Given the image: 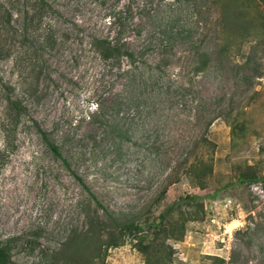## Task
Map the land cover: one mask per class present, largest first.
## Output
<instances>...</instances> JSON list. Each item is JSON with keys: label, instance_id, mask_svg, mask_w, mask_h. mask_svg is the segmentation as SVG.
I'll return each mask as SVG.
<instances>
[{"label": "rangeland", "instance_id": "obj_1", "mask_svg": "<svg viewBox=\"0 0 264 264\" xmlns=\"http://www.w3.org/2000/svg\"><path fill=\"white\" fill-rule=\"evenodd\" d=\"M253 176L264 0H0L10 264H264Z\"/></svg>", "mask_w": 264, "mask_h": 264}, {"label": "trees", "instance_id": "obj_2", "mask_svg": "<svg viewBox=\"0 0 264 264\" xmlns=\"http://www.w3.org/2000/svg\"><path fill=\"white\" fill-rule=\"evenodd\" d=\"M113 51L117 52L118 50L113 49ZM40 134L42 137V139L44 140V142L46 143L49 151L53 154V156L59 160H61L67 167H69V163L66 159L63 158L62 152L60 147L53 142L52 140H50V136L45 132L40 130ZM246 179H250V181H257L258 179L256 176H253L251 178H246ZM80 181H82L81 179H79ZM92 198L96 201V203L101 206V204L96 200V198L92 195ZM166 215V212H163L161 214V219H164ZM153 226V225H152ZM157 226V225H154ZM119 227V231L122 232L126 229L128 230H139L140 226L135 225L134 223H129L123 226H118ZM90 233V232H89ZM87 236H89L90 234L86 233ZM121 244V240H116L113 242L112 245H114L115 247ZM145 251V249H144ZM104 262V260H103ZM11 263V255H10V251L9 248L7 246H0V264H10ZM103 264V263H102Z\"/></svg>", "mask_w": 264, "mask_h": 264}, {"label": "built area", "instance_id": "obj_3", "mask_svg": "<svg viewBox=\"0 0 264 264\" xmlns=\"http://www.w3.org/2000/svg\"><path fill=\"white\" fill-rule=\"evenodd\" d=\"M249 185L253 197L264 202V181L258 180V182H250ZM225 233L227 234L229 231L225 230Z\"/></svg>", "mask_w": 264, "mask_h": 264}]
</instances>
